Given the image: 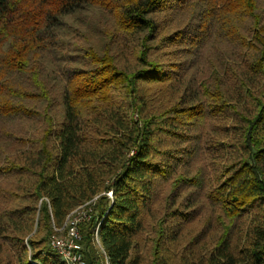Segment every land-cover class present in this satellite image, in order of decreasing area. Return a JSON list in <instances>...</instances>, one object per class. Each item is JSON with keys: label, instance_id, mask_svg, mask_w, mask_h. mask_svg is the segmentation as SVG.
Wrapping results in <instances>:
<instances>
[{"label": "trees", "instance_id": "1", "mask_svg": "<svg viewBox=\"0 0 264 264\" xmlns=\"http://www.w3.org/2000/svg\"><path fill=\"white\" fill-rule=\"evenodd\" d=\"M94 3L114 26L46 71ZM2 116L24 126L0 132V264H66L50 236L95 196L84 264H264L257 0H0Z\"/></svg>", "mask_w": 264, "mask_h": 264}, {"label": "rangeland", "instance_id": "2", "mask_svg": "<svg viewBox=\"0 0 264 264\" xmlns=\"http://www.w3.org/2000/svg\"><path fill=\"white\" fill-rule=\"evenodd\" d=\"M259 10L264 12V0H257ZM114 15L112 11L102 3H94L86 9L76 12L71 15L64 16V23L62 28L57 29V35L52 36L45 42L43 46V59L46 65V71L64 66L65 63L62 58V52L75 53L84 48L92 47V45H99L102 42L99 31L109 29L112 26ZM10 40L8 39L3 48H7ZM223 41L220 38L210 39L206 43L204 50L208 51V55L215 57L218 46H223ZM51 74L50 76H53ZM23 123L18 117H0V132L3 130L18 127ZM22 126H24L22 124ZM64 223L62 224V226ZM62 232H58V234Z\"/></svg>", "mask_w": 264, "mask_h": 264}, {"label": "built area", "instance_id": "3", "mask_svg": "<svg viewBox=\"0 0 264 264\" xmlns=\"http://www.w3.org/2000/svg\"><path fill=\"white\" fill-rule=\"evenodd\" d=\"M107 194L112 196L111 191H108ZM95 199L96 196L69 212L64 225L55 228V232L50 236V247L60 254L66 264H84L82 236L79 226L91 217L93 212L92 202ZM58 232H62V234H58ZM94 238L96 243L99 244L98 227L95 228Z\"/></svg>", "mask_w": 264, "mask_h": 264}]
</instances>
